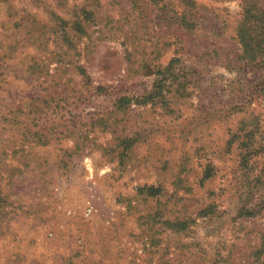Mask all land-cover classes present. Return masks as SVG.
I'll list each match as a JSON object with an SVG mask.
<instances>
[{
    "label": "rangeland",
    "instance_id": "374dc122",
    "mask_svg": "<svg viewBox=\"0 0 264 264\" xmlns=\"http://www.w3.org/2000/svg\"><path fill=\"white\" fill-rule=\"evenodd\" d=\"M252 3L0 0V264H264Z\"/></svg>",
    "mask_w": 264,
    "mask_h": 264
},
{
    "label": "trees",
    "instance_id": "16d2710c",
    "mask_svg": "<svg viewBox=\"0 0 264 264\" xmlns=\"http://www.w3.org/2000/svg\"><path fill=\"white\" fill-rule=\"evenodd\" d=\"M236 36L242 47L244 59L249 62L264 63V11L257 3L247 4L245 7ZM129 99L130 97H120L119 100L129 101ZM155 189L157 188L150 187L148 191L156 194Z\"/></svg>",
    "mask_w": 264,
    "mask_h": 264
}]
</instances>
